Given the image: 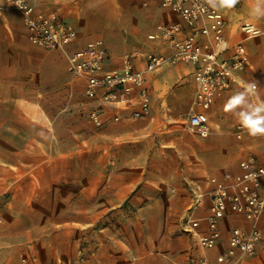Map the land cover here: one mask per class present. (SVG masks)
<instances>
[{"label":"crops","instance_id":"obj_1","mask_svg":"<svg viewBox=\"0 0 264 264\" xmlns=\"http://www.w3.org/2000/svg\"><path fill=\"white\" fill-rule=\"evenodd\" d=\"M27 1L45 14H54L59 20L73 25L76 38L63 50L46 51L28 42L22 27V16L18 11L9 9L2 15L0 188L6 198L0 212V224L15 216V202L38 201L43 194L67 195L68 197L61 200L72 202H106L111 199V190L104 181L94 179L83 189L80 187V123L86 122L80 120L77 112L80 105L75 99L76 88L73 83H77L84 96L83 82L69 75L66 69L67 59L91 42H100L106 51L102 72L120 69L123 58L132 51H139L143 56L152 53L166 57L170 55L171 49L154 38L157 27L181 23L177 14L160 7L157 0ZM251 7L252 0H239L232 9H215L227 21L226 38L229 43L244 38L240 30L244 24H252L259 35L244 41L249 56L247 67L244 71L234 73L237 82L216 97L207 112L211 129L209 137L212 136V140L216 142L219 140L212 152L216 157L228 153L226 135H229L233 151L238 154L235 166L217 169L219 173L212 177L221 178L225 173L237 172L241 158L262 149V145H259L261 143L249 135H243L240 139L233 136L231 129L238 119L231 112L224 111V105L229 98L237 91H242L246 83L257 85L259 95L258 98L251 97L252 102L264 101V17L254 16ZM184 30L187 31L186 27ZM136 66L143 67L144 60L137 61ZM146 85L151 95L149 114L142 119L132 117V112L138 106L135 93L132 95V102L126 106L115 107L104 103L103 125L90 128L88 133L89 153L95 154L97 146H103L105 153L119 154L127 145L126 142L137 143L150 133L159 135L160 140L162 132L172 130L170 122L173 118L165 109L172 112L179 106H185L182 119V129L185 130L186 113L195 91L191 66L180 62L164 64L148 74ZM84 98L87 101L88 117L89 111L98 106L99 101L87 99L85 96ZM114 116H118L119 120L115 121ZM97 139H100L98 144ZM107 162L109 158L105 157L99 168L108 165ZM95 164L96 162L93 166ZM209 181L210 179L202 193L212 188ZM81 191L85 192V199L80 198ZM209 204V198L203 206L197 204L196 211L197 208L200 210L196 213L194 211V216H204ZM92 213L95 216L96 211L93 210ZM236 226L246 229L249 224L237 215H227L221 221V238L217 246L208 251L210 259L227 246L230 230ZM178 229L182 235L179 237L198 248L196 242L182 232L181 225ZM11 233V230L8 232L0 227V264H19V257L23 254L16 259L15 252L21 240ZM25 254L29 255L35 264L43 263L38 261L39 258L37 260L32 252ZM198 256L200 255H189L182 260H169L171 264H189L192 260L196 261ZM61 260L59 256L53 258L55 264H60ZM238 264H264V240L259 243L251 258L241 259Z\"/></svg>","mask_w":264,"mask_h":264},{"label":"rangeland","instance_id":"obj_2","mask_svg":"<svg viewBox=\"0 0 264 264\" xmlns=\"http://www.w3.org/2000/svg\"><path fill=\"white\" fill-rule=\"evenodd\" d=\"M73 87L80 105L77 112L86 122L80 123V187L94 179L104 181L111 199L72 202L61 200L67 195L43 194L38 201L15 202V216L0 227L20 238L16 259L32 252L41 264H55L56 256L62 259L60 264H171L169 259L201 255L200 249L179 237L178 226L197 204H206L209 197L202 191L219 173L216 170L235 166L238 154L229 135L228 153L216 157L212 150L219 140L183 130L185 106H179L172 112L165 109L173 118L172 130L162 132L160 140L150 133L137 143L126 142L119 154L105 153L103 146L91 154L88 133L100 126L88 121L87 101L77 83ZM105 157L108 165L99 168ZM83 193L81 199L86 198Z\"/></svg>","mask_w":264,"mask_h":264},{"label":"built area","instance_id":"obj_3","mask_svg":"<svg viewBox=\"0 0 264 264\" xmlns=\"http://www.w3.org/2000/svg\"><path fill=\"white\" fill-rule=\"evenodd\" d=\"M157 1L160 7L181 19V23L158 26L154 35L160 44L169 46L170 55L163 57L149 53L143 56L139 51H132L123 58L120 69L102 72L106 51L100 42H91L68 57L67 72L83 82L87 99L99 101V105L89 111L88 119L93 125L102 126L103 104L126 106L132 102L134 93L138 106L132 117H146L151 108V95L146 85L148 74L164 64H187L192 68L195 91L184 128L200 138H207L211 133L207 112L216 97L237 82L234 73L247 67L249 56L244 41L258 31L252 24H244L240 27L244 38L229 43L227 21L205 0ZM9 9L21 14L26 38L33 46L46 51L63 50L76 38L73 25L59 20L54 14H45L27 0H1L0 27L2 15ZM141 59L144 66L139 68L136 62ZM114 120L118 121L119 117L114 116ZM231 133L238 139L249 135L239 121L233 124ZM251 137L261 143L262 149L241 158L237 172L210 178L212 188L207 192L210 199L207 213L194 216L196 205L181 225L182 232L202 251L196 261L189 264H238L241 259L251 258L264 240V136ZM5 198L0 188V212ZM227 215L242 217L249 227H233L227 246L210 259L207 253L217 246L221 238L220 223ZM19 264L35 263L29 255L21 254Z\"/></svg>","mask_w":264,"mask_h":264},{"label":"clouds","instance_id":"obj_4","mask_svg":"<svg viewBox=\"0 0 264 264\" xmlns=\"http://www.w3.org/2000/svg\"><path fill=\"white\" fill-rule=\"evenodd\" d=\"M214 9H232L239 0H206ZM251 13L264 17V0H252ZM259 35V33H255ZM256 83H246L242 91H237L224 105L225 112H231L250 136H264V101L254 103L251 97L258 98ZM206 135V133H205Z\"/></svg>","mask_w":264,"mask_h":264}]
</instances>
